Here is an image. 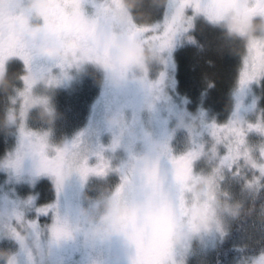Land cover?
<instances>
[{"label":"rangeland","instance_id":"rangeland-1","mask_svg":"<svg viewBox=\"0 0 264 264\" xmlns=\"http://www.w3.org/2000/svg\"><path fill=\"white\" fill-rule=\"evenodd\" d=\"M172 2L167 0L163 17L148 25L163 26L172 14ZM52 3L53 0H24V7L32 11V16H27L30 25L51 28L54 19L48 10ZM90 5H84V12H89L86 15L91 17L94 8L87 11ZM123 9L130 15L125 5ZM77 10V0H63L61 11L64 16L71 17ZM198 19L206 20L202 15H195L193 25ZM225 23L220 22L217 26L224 27ZM190 31L176 38L172 49L164 55V65L159 63L160 56L149 45L136 42L139 53L136 62L141 74L132 79L136 86L129 87V92L123 91L117 100L107 94L106 83L102 85V82L108 81V72L96 64L83 63L79 68L75 67L72 75L61 80L57 86H62L60 90L71 96L81 86V82L88 78L89 69L93 68V72L100 75L96 90L98 95L87 103V114L83 121L86 122L85 127L74 133L73 141L81 138L83 142L69 149L73 156L62 154L69 163H66L63 170L62 181L51 176L49 181L54 194L50 198L39 191L41 179L35 181V178L13 174L12 163L21 148L20 128L24 124L27 132L46 134V151L52 160H57L61 152L68 149L67 144L71 139L69 134L77 128L59 136L58 131L62 128L57 120L60 115L58 117L52 109L56 103L50 92L54 87L39 85L40 96L31 101L27 99L26 115H22L23 98L10 97L11 102L6 105L5 132L12 140L0 159V264H128L127 260L118 257L115 242L116 238L120 240L123 236L127 237L126 231L122 226L114 229L122 233L121 237L106 236L97 231V221L90 218L92 210L107 199L130 206L129 215L134 219V199L127 187L120 193L117 191L121 177L126 173L139 172L150 164L163 145H167L172 155L192 150H202L203 155L195 164V172L186 180L187 213L171 224L174 231H167V236L161 235L162 239L166 237L161 249L165 250L169 245L175 247V264L209 263L215 254L216 243L231 229L257 188L264 184V173L259 171V167L264 166V133L247 132V149L241 148L240 151H249L250 156H245L229 171L226 164L221 166L225 149L217 146V151L213 152L211 126L236 123L245 128L249 124L264 128L259 106L260 81L263 77L241 83L242 53L237 82L231 93V110L227 117L218 119L207 110L190 109L187 101L177 94L173 60L174 51L190 42L187 39ZM237 36L245 45L254 44L257 39L264 37L252 36L245 30H240ZM144 48L152 54L154 63L149 65L144 62ZM130 92L137 93V96ZM98 155L108 162L109 170L106 174L81 177L79 171L84 157L87 156L89 166H93L98 162ZM65 159L62 161H67ZM251 164L257 165V168H252ZM216 168L219 169L218 175L214 172ZM57 170L58 174H62V169ZM45 178H49V175ZM61 190L65 191L67 199ZM66 201L70 204L69 210L66 209ZM67 215L72 223L66 230L69 235L57 239L53 236V228L64 229ZM41 217L49 219H46L43 226L40 225ZM165 227L169 228L167 225ZM263 240L264 206L246 224L234 243L246 247ZM261 260H264V254L235 257L227 264H260Z\"/></svg>","mask_w":264,"mask_h":264},{"label":"snow or ice","instance_id":"snow-or-ice-1","mask_svg":"<svg viewBox=\"0 0 264 264\" xmlns=\"http://www.w3.org/2000/svg\"><path fill=\"white\" fill-rule=\"evenodd\" d=\"M63 0H53L48 14L53 17L54 25L45 28L43 36H54L62 40L65 36H76L82 44L88 48L87 57H75L70 62L52 61L47 68L39 67L33 70V62L41 57L37 56L34 48L35 42L22 39L15 46H6L5 39L17 27L15 17L17 15L32 16V11L24 7V0H0V69L6 71L7 62L10 59H19L25 68L19 77L22 88L20 96L23 98L22 115H26L28 96L33 88L42 83L45 87H55L62 79L67 78L68 70L83 63H93L102 67L107 72L116 69L112 63V50L107 46V40L117 31L126 34L130 42H140L150 46L151 50L160 56V64L166 63L164 55L169 52L176 38L189 32L193 27V17L202 15L209 22L219 25L224 18L226 10L245 11L252 18H264V0H173L170 7L172 14L167 18L163 26L141 25L133 16L126 13L121 5V0H77L78 10L75 15L66 17L61 11ZM91 4L94 13L91 17L84 12V5ZM191 13V14H190ZM189 41L194 38L187 37ZM243 68L241 83L255 81L264 77V37L257 39L254 44L242 45ZM106 62V63H101ZM53 69L58 70V75L53 74ZM163 73H161V79ZM159 83V81L157 82ZM45 102H47L45 98ZM249 131L264 133V128L249 124L247 128L238 126L236 123L211 126V137L214 141L213 152L217 146L225 149L221 159V166L227 165L231 171L237 163L250 156V152L242 153L245 148V137ZM21 148L17 153L12 166L19 168L25 157L31 158L38 173L50 175L56 174V167L52 164V158L47 155V137L27 132L24 124L20 128ZM72 147L80 146L79 139L71 143ZM155 154L154 159L139 172L126 173L121 177L118 193L127 187L131 197L135 199H150V193H158V203L166 209V218L174 223L184 215L186 180L195 172V164L203 155L202 150H192L181 155H172L163 145ZM264 156V153H262ZM97 163L89 166L88 157H84L79 174L86 177L89 174L103 176L109 170L108 162L102 157H97ZM252 168L257 165L251 164ZM264 173V166L259 167ZM218 175L219 169H214ZM237 174H239L237 172ZM170 175V182H169ZM222 179V177H220ZM207 203L205 207H207ZM45 213L47 210H43ZM127 241L133 249L130 264H142L141 247L151 235L152 228L149 222L133 219L125 226ZM69 233L61 227L53 228V236L59 239ZM175 247L169 245L163 252L162 257L153 259L150 264H175ZM260 264H264L261 260Z\"/></svg>","mask_w":264,"mask_h":264},{"label":"trees","instance_id":"trees-1","mask_svg":"<svg viewBox=\"0 0 264 264\" xmlns=\"http://www.w3.org/2000/svg\"><path fill=\"white\" fill-rule=\"evenodd\" d=\"M166 2L158 3L157 0H132L129 7L122 0L123 5L133 16L138 24L148 25L160 20L166 9ZM193 41L179 46L173 54L175 64V88L177 94L187 101L190 109H204L218 119H225L231 110V93L234 89L241 65L242 45L244 41L227 28L213 25L204 19H198L190 31ZM16 67V66H15ZM18 68V67H17ZM12 66L11 70H17ZM19 70V69H18ZM100 75L93 71L88 72L85 79L78 86L73 95L61 92L58 96L56 107L57 122L62 129L75 128L86 118L87 103L97 96ZM11 73L5 80L8 82L5 89H0V159L7 151L12 139L6 134V105L11 102V89L19 86ZM260 113L264 118V77L260 81ZM97 86L95 89L93 87ZM62 112V113H61ZM65 119H62V118ZM170 182V175H169ZM39 184H37L38 186ZM40 193L50 198L52 184L45 178L39 187ZM158 193H150V199L134 200V219L150 223L152 232L141 247L142 264H150L153 259L162 257L161 249L164 234L174 231V227L166 218V209L158 203ZM42 201V200H41ZM42 203V202H41ZM264 206V184L257 188L254 196L246 203L240 215L233 222L231 229L226 232L216 243L215 254L208 264H227L235 257L259 256L264 254V240L261 243L239 247L234 241L242 233L247 223ZM69 210V209H68ZM69 215V214H68ZM66 217L64 230L71 227L70 217ZM47 217L40 218L43 226ZM169 226L165 227V226ZM43 228V227H42ZM117 243L116 252L120 259L127 260L133 255L127 237ZM160 248V249H159Z\"/></svg>","mask_w":264,"mask_h":264},{"label":"clouds","instance_id":"clouds-1","mask_svg":"<svg viewBox=\"0 0 264 264\" xmlns=\"http://www.w3.org/2000/svg\"><path fill=\"white\" fill-rule=\"evenodd\" d=\"M163 3L164 0H157ZM129 7L132 0H124ZM225 28L230 29L233 34L239 35L240 30H245L248 34L256 36L264 32V19L248 20L245 18L229 19L226 21ZM44 29L39 25L32 24L28 27H16L15 30L6 37V46H15L22 39L35 42L34 51L37 56L51 61L70 62L75 57H87L89 50L74 35L65 36L62 40H58L54 36H43ZM107 46L112 50V63L116 65V69L111 72L115 80L121 79V70L127 69V78L132 80L138 77L140 73L137 64L138 49L136 42H130L126 34L117 31L107 40ZM143 60L146 64L154 63L152 54L147 48L143 49ZM6 80H0V89L7 87ZM130 206L123 203H113L104 199L98 206L92 210V217L97 221L96 230L102 232L106 236H122V233L114 231L115 228L123 227L130 223L133 219L129 215Z\"/></svg>","mask_w":264,"mask_h":264},{"label":"flooded vegetation","instance_id":"flooded-vegetation-1","mask_svg":"<svg viewBox=\"0 0 264 264\" xmlns=\"http://www.w3.org/2000/svg\"><path fill=\"white\" fill-rule=\"evenodd\" d=\"M121 5L123 7V3L121 2ZM90 9H92V6L90 5L89 8H87V11H90ZM89 12H85V14H87ZM90 17V16H89ZM240 18H245V19H248V20H259V19H264V18H252L250 17V15L245 12V11H234V10H226L225 13H224V18L221 22L223 21H228V19H240ZM16 19V24H17V27H21V28H25V27H28L30 26V23H29V19L26 15H17L15 17ZM53 27V26H52ZM45 31V28L42 27ZM257 35H264V32H261ZM52 61L51 60H46V59H43V58H39L37 60H35L33 62V70H35L36 68H39V67H43V68H47L51 65ZM12 66L14 68H17V70H11L12 69ZM16 66V67H15ZM19 69V70H18ZM75 69V67L71 68L68 70V74H67V77L69 75H72V71ZM93 69V68H92ZM92 69H89L88 72L90 71H93ZM25 72V68H24V65L23 63L19 60V59H16V58H13V59H10L8 62H7V65H6V71L3 70V69H0V80H5V78L10 75H12L13 79L16 78L15 82H18L19 83V86L14 88L13 90L11 89V95L13 96H18V97H21L20 96V91H21V88H22V83L19 79V77L21 75H31L30 73H24ZM87 72V74H88ZM53 74H56L58 75V70L57 69H53ZM107 78H108V81H104L102 82V85L104 83H106L105 85H107V94L109 95H112V98H114L115 100H117V96L121 95L123 91H126V92H129L130 90L128 89L129 87H134L136 86L135 85V82L133 80H129L127 78V69H122L121 70V79L120 80H115L111 74V72H108L107 73ZM133 79V78H132ZM39 85H43L42 83H38L34 88H33V92L28 96V100L31 101V99L33 100L34 97H39L40 96V92H38L39 90ZM52 88V87H50ZM62 86H56L54 87L53 90H51V94L54 98V103H57V100H58V96L59 94L62 92ZM128 89V90H127ZM54 90H57V92H54ZM100 90H104V88H100ZM100 94V92H99ZM130 94H134V96H137V93H131ZM97 95H98V92H97ZM126 95V94H125ZM22 98V97H21ZM53 103V104H54ZM52 109L54 111V113L57 115L58 114V108L57 107H54L52 106ZM53 113V114H54ZM84 121V119H83ZM83 121L81 123H79L77 126H75V129L74 132L72 131L73 129L72 128H68V129H59L58 133H59V136H62V135H66L68 134L69 132L72 131L71 134H69L71 136V139L69 140L68 144H67V147L68 149L61 152L60 156L61 157H58L57 160H52V164L53 166H55L57 169H62V174H58V170L56 171V174L55 175H50V174H46V173H38L36 171V168H35V165L33 163V161L31 160V158L27 159L26 157L24 158L23 160V163L22 165L19 167V168H16V167H13L12 166V171H13V174L14 175H18V176H23V177H27L28 179L30 178H35L36 180L35 181H38V180H44L45 179V176L46 175H49V178H47V180L49 181L51 178V176H55L56 178H58L60 181H62L63 179V170L65 169V165L66 163L68 162L69 163V160L68 159H65L66 157H64L65 155L66 156H73V152H71L69 149L72 147L71 144H70V141H73V138L75 137V132H78L80 131L83 127H85V123H83ZM83 123V124H82ZM79 142L80 144L83 142L82 139L80 138L79 139ZM62 154H64V156H62ZM63 159L67 160V161H62ZM69 166V165H68ZM75 176V174L73 175ZM44 177V178H42ZM64 190H61V192H63ZM64 193V196L67 197L65 195V191L63 192ZM68 203V208H66L67 210L70 208V204L68 201L65 202V204Z\"/></svg>","mask_w":264,"mask_h":264}]
</instances>
